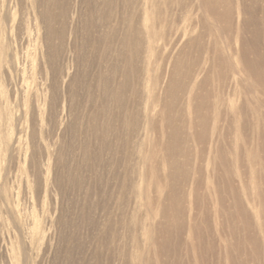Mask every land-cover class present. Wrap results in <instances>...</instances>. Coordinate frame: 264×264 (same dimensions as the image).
<instances>
[{"label": "rangeland", "instance_id": "374dc122", "mask_svg": "<svg viewBox=\"0 0 264 264\" xmlns=\"http://www.w3.org/2000/svg\"><path fill=\"white\" fill-rule=\"evenodd\" d=\"M83 1L61 0L64 14L54 26L64 37L55 38L49 49L32 0H0V264H264V94L251 78L236 74L231 79L237 61L228 48L229 43L264 71V0H230L237 39L222 30L225 23L206 15L198 0H183L182 9H162L165 19L156 23L150 57V74L161 85L154 90L159 102L151 111L157 122L151 134L155 164L159 177L166 176L159 144L171 140L175 157L181 154L182 159L183 150L189 156V182L198 181L189 185L179 176L163 191L156 182L147 189L139 177L137 150L132 163L122 165L126 130L115 103L101 112L104 101L89 67L95 53L88 51L86 66L76 62ZM96 21L103 31L116 24L114 15ZM192 21L199 31L204 25L205 46L216 42L222 47L230 69L206 63L197 77L204 83L189 99L188 82L203 54L188 52V77L174 73L187 37L172 48L171 42L176 28ZM164 58L170 63L164 65ZM140 68L136 64V74ZM85 83L93 86L88 92ZM130 90H125V101L140 120L141 90L134 96ZM201 101V114L208 115L210 125L214 105L221 112L217 125L231 129L228 185L222 171H213L200 158L205 141L196 140L200 116L194 112ZM176 112L182 129L173 140L166 135L175 124L167 120ZM102 124L120 127L104 133ZM129 138L136 140V132ZM181 186L178 209L185 226L179 229L166 225L162 209L168 194L180 192ZM149 230L152 239L146 236Z\"/></svg>", "mask_w": 264, "mask_h": 264}, {"label": "bare ground", "instance_id": "6f19581e", "mask_svg": "<svg viewBox=\"0 0 264 264\" xmlns=\"http://www.w3.org/2000/svg\"><path fill=\"white\" fill-rule=\"evenodd\" d=\"M83 2L85 7L81 22L83 33L81 42L77 47L81 51V54L76 58V62L79 66H86L88 64V51L95 53V55H91L92 62L89 67L93 69V74L95 75V86L99 89V99L104 101L101 112L103 113L109 108L110 104L115 103L118 108L121 126L126 130L127 139L123 140L126 153L122 165L125 167L129 166L132 163L133 157L131 156L134 150H137V164L142 168L138 175L141 179L145 180L147 189L154 182L158 184L161 191H163L161 187L171 189L169 180H174L179 176L188 182L189 185L190 183H198V181H192L193 179L189 182V177L187 176V164L190 161L189 156L185 155L186 151L183 150L182 159H180L181 154L179 157H175L176 147L171 145V140L163 141L159 144V150L162 155L161 166L165 168L167 173L166 176L160 178L157 165L155 164L157 148L153 149L151 142V134L157 130V122L153 119L151 111L154 110V106L159 102L154 90L161 86L158 76L153 78L150 74L152 69L150 57L154 53L157 39L156 23L165 19V13L162 9L166 10L169 7L171 8V6L182 9L185 5L184 1L84 0ZM198 3L208 17L218 19L225 23L226 26L222 30L228 36L234 37L235 39L238 38L236 29L234 30L232 25L234 9L230 0H198ZM31 5L36 7V18H39L43 28L42 40L44 45L51 49L52 42L55 38L64 37L63 30H57L54 26L59 16L64 14L63 3L61 0H32ZM239 6L240 4L237 3V11L239 10ZM113 15L116 19L115 25H110L106 31L97 27V19L107 22L109 16ZM198 25L192 21L187 26L177 27L173 33L171 42L172 48L175 44L187 37L184 49L179 54L178 61L174 63V73L177 71L179 73L185 72L188 77L192 69V65L187 61L188 52L193 49L203 54L202 64L188 82L187 92L189 99L192 98L195 90H198L204 83V78L199 79L197 77L200 76L201 72L205 71L206 63H210L209 68L224 67V69H230V62L228 57L226 58L224 56L222 47H219L216 42H213L210 46L204 45L202 40V36L205 34L204 25L203 30L200 31L197 30ZM206 27L209 30V26ZM228 48L230 50L229 55L237 61L236 68L232 71L231 79H234V75L236 74L240 77L243 75V77L251 78L252 84L258 87L259 91L264 94L262 91L264 89L263 69L259 70L257 64L247 61L245 58L246 54L244 55L238 49L234 50L229 46V43ZM243 50L246 53V50ZM165 59L163 61L164 65L170 63V60ZM193 61L195 60L193 59ZM136 64L141 65L139 74H136ZM134 80L136 82H133ZM130 86L131 90L129 94L132 93V96H134L138 92V89H140L141 96L144 100V102H140V120L137 118L138 114L132 110L133 107L125 101L128 95V92L125 90ZM92 87L90 84H83L86 92ZM218 102H220V105H224L223 100L219 99ZM202 103L201 101L199 104L201 108L198 106L194 112L200 116L196 140L205 141L203 142L204 146L200 147L203 148L200 153V158L205 159L206 166H211L213 171H222L223 181L225 180L228 185V171L230 168L228 136L231 129L227 124H225L226 127L224 129L217 125L216 122L220 119L221 112L214 105H211L214 114L213 122L210 125L208 115L201 114L203 109ZM167 122L175 124L173 126V132H169L166 135V137L174 140L173 137L175 134L182 129L181 113L176 112ZM108 125L110 126L100 125L99 130L104 133L111 131V129L117 132L120 127L118 125ZM187 126L191 131L195 130V125L192 121H189ZM91 131L96 132V129L91 127ZM134 131L137 135L136 140L129 138V134H132ZM208 131H210L209 137ZM163 137H165V130ZM178 137L175 139L176 141ZM207 139L208 141H206ZM172 152H174L173 157H171ZM178 160H182L181 163ZM217 167L221 170H218ZM210 175L212 174L210 173ZM184 189L181 186L180 192L172 190L168 194L167 206L162 209V215L167 221L166 225L172 226L173 224L179 229L185 226L183 214L178 209V205H180V201L184 196ZM145 202L148 207L152 206L153 202L147 196L145 197ZM191 227L192 225L189 224L188 229L190 230ZM149 231H145L146 236L148 239H152L151 231ZM165 232L169 236V229H165Z\"/></svg>", "mask_w": 264, "mask_h": 264}]
</instances>
